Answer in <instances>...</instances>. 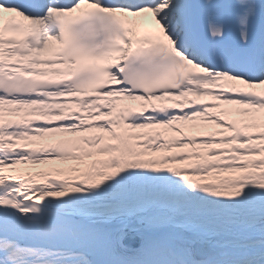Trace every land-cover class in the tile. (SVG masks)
<instances>
[{"label": "snow or ice", "instance_id": "6c2138e0", "mask_svg": "<svg viewBox=\"0 0 264 264\" xmlns=\"http://www.w3.org/2000/svg\"><path fill=\"white\" fill-rule=\"evenodd\" d=\"M0 264H264V0H0Z\"/></svg>", "mask_w": 264, "mask_h": 264}]
</instances>
